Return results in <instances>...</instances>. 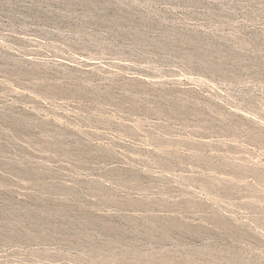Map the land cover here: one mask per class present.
<instances>
[{"label":"rangeland","instance_id":"1","mask_svg":"<svg viewBox=\"0 0 264 264\" xmlns=\"http://www.w3.org/2000/svg\"><path fill=\"white\" fill-rule=\"evenodd\" d=\"M0 264H264V0H0Z\"/></svg>","mask_w":264,"mask_h":264}]
</instances>
